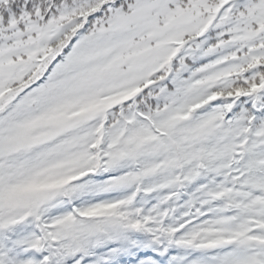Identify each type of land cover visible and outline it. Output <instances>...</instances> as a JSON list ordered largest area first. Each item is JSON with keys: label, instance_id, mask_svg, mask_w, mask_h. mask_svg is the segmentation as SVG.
Masks as SVG:
<instances>
[{"label": "snow or ice", "instance_id": "snow-or-ice-1", "mask_svg": "<svg viewBox=\"0 0 264 264\" xmlns=\"http://www.w3.org/2000/svg\"><path fill=\"white\" fill-rule=\"evenodd\" d=\"M0 264H264V0H0Z\"/></svg>", "mask_w": 264, "mask_h": 264}]
</instances>
